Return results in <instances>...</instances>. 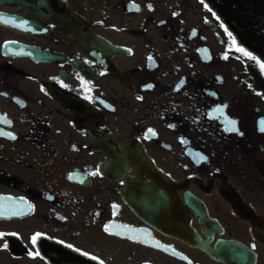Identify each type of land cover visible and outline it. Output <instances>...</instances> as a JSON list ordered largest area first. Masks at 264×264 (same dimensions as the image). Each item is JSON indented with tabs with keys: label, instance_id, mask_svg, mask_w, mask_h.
<instances>
[{
	"label": "flooded vegetation",
	"instance_id": "1",
	"mask_svg": "<svg viewBox=\"0 0 264 264\" xmlns=\"http://www.w3.org/2000/svg\"><path fill=\"white\" fill-rule=\"evenodd\" d=\"M0 18V264H264V0Z\"/></svg>",
	"mask_w": 264,
	"mask_h": 264
},
{
	"label": "snow or ice",
	"instance_id": "2",
	"mask_svg": "<svg viewBox=\"0 0 264 264\" xmlns=\"http://www.w3.org/2000/svg\"><path fill=\"white\" fill-rule=\"evenodd\" d=\"M0 19H2V18H0ZM3 22H4V23H9L10 21L4 20ZM16 26H19V25H16ZM238 50H239V51H243L242 49H238ZM244 54H245V55H248V56H251L250 53H244ZM251 58H252V59H255V57H251ZM260 67H261L262 70H264V64H261ZM149 87H151V85H149ZM228 123L231 125V127H230L229 129H227L228 131H231V132H238V131H239L238 128L236 127V123H237V122H236L235 120H230ZM260 124H261V126H260V131H264V121H261ZM148 131H149V132H152L151 129H149ZM0 134L10 135V134H7V133H2V132H0ZM12 138L14 139V137H12ZM200 159H206V157H200ZM2 215H3V212L0 211V216H2ZM105 230H106V231L108 230V226H105ZM113 234H115V235H119V233H113ZM39 236H40L39 233H37L35 236H33V238H32L33 243L36 242V239H37V237H39ZM92 259H96V257H92ZM100 264H103V262L101 261Z\"/></svg>",
	"mask_w": 264,
	"mask_h": 264
}]
</instances>
